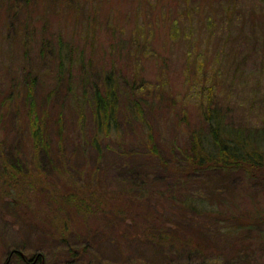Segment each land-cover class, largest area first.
I'll use <instances>...</instances> for the list:
<instances>
[{
  "label": "rangeland",
  "instance_id": "rangeland-1",
  "mask_svg": "<svg viewBox=\"0 0 264 264\" xmlns=\"http://www.w3.org/2000/svg\"><path fill=\"white\" fill-rule=\"evenodd\" d=\"M26 71L53 140L61 116L54 169L26 149ZM108 73L120 89V128L97 149L86 100ZM214 81L227 123L264 126V0H0V264H61L73 252L76 264H264V176L216 171L176 185L190 131L183 118L207 129L199 106ZM10 93L16 102L2 103ZM132 179L145 183L140 200ZM69 194L97 213L70 208ZM233 223L254 228L234 234ZM177 237L203 255L175 254Z\"/></svg>",
  "mask_w": 264,
  "mask_h": 264
},
{
  "label": "trees",
  "instance_id": "trees-1",
  "mask_svg": "<svg viewBox=\"0 0 264 264\" xmlns=\"http://www.w3.org/2000/svg\"><path fill=\"white\" fill-rule=\"evenodd\" d=\"M67 58L68 55H64L63 51H61L58 60L59 76L63 73L62 69L65 66V61ZM202 68L203 71H207L206 64H203ZM208 73L214 76L213 69L212 72L208 71ZM209 84L210 85L206 88V92L204 93L205 95L201 101V105L199 106L201 117L203 122L207 124V129L202 130L191 128L187 116H184L183 118L185 120L186 127L189 128L188 131H190L188 134V147L184 149L185 151H180L179 156L181 160H177L175 164V166H177L180 170L176 185H182L181 180L183 177L181 175L199 174L201 176L205 173H214L216 171L231 172L241 170L249 177L256 176V178H254L256 180L259 179L257 176H264V126L261 129L259 127L249 129L233 125L232 123H227L225 121V119H227L226 114L224 113L223 109L218 107L219 103L216 101L217 95L215 91V81ZM22 85L23 102L26 108L24 111V116L26 118L28 131L26 149L33 153V156H30V160H32L37 166L48 168L49 165L50 168L54 169L55 165L53 164L54 159L52 158V153H62L65 146L63 130L61 126V116H58V119L56 120V139L53 140L50 137L48 130L49 119L47 115V109L39 106L36 101V77L30 76L29 72L26 71L22 80ZM135 87L138 92H142L144 89L141 83L138 85L136 84ZM11 94L12 93H10V95H8L2 103L7 101L12 102L13 100L15 101V94L14 96ZM119 95L120 89L119 85L117 84V80L112 75V73H108L105 76L103 85L95 86L90 99L86 100L88 102V107L91 110L93 122L90 140L91 144L96 146L97 149L101 139L111 138L119 131L121 120ZM75 102H77L76 106L78 108L82 107L83 102L80 101V99H76ZM133 105L135 106V110L137 109V113L140 114L141 111L135 100ZM148 140L149 144L151 143L150 145L154 154L148 156L158 162V158L155 156V146L152 144V140L149 137ZM23 148L26 150L25 147ZM17 154L18 152L16 155L14 154L13 164L16 171L17 169L24 167V164L18 161L19 155ZM105 164L110 166L120 165L119 161L116 159H110ZM96 165L97 166L94 168V170L95 172H99L101 166L98 164V162H96ZM59 166L66 168L67 165L64 163H59ZM130 186L134 191L133 195L135 198H137V200H140L145 196L142 189V187L145 186L144 181L132 179ZM64 201L66 205H68L70 208H75L79 213L85 214L89 213L90 211L91 215L97 213V207L94 206L92 209L89 208V205L85 201L84 197H80L76 194H69L64 199ZM184 205H189V201L188 203L185 202ZM199 205L207 208L204 204ZM196 212H198V214L204 213V211H198L197 209ZM256 220L264 221V217L258 218ZM230 226L231 227H228V229H231L232 232L236 234L238 231H241L245 228H254V223H233L230 224ZM205 233L207 234V232ZM262 236L264 237V234H262ZM171 238H174V236ZM177 239L180 241H170V244L175 246V251L173 250L175 254H184L186 259L189 258L190 260L192 259L190 258L193 255L192 252H195L194 255L198 257L203 255L202 252L200 253V247H196L194 245L191 246L189 243L186 244V242L183 243L181 242L180 237H177ZM221 242L225 244L224 240H221ZM185 246L188 248L183 249ZM14 252L17 253L16 249H14ZM21 258L22 257L18 255V259ZM31 260H33V258H31ZM193 261L197 262L195 260ZM76 262L77 254L73 252L69 258L64 259V261H61L60 263L76 264ZM199 264L204 263L203 261H200Z\"/></svg>",
  "mask_w": 264,
  "mask_h": 264
},
{
  "label": "flooded vegetation",
  "instance_id": "flooded-vegetation-1",
  "mask_svg": "<svg viewBox=\"0 0 264 264\" xmlns=\"http://www.w3.org/2000/svg\"><path fill=\"white\" fill-rule=\"evenodd\" d=\"M29 259L27 264H37V258H34L33 260ZM6 264V263H5Z\"/></svg>",
  "mask_w": 264,
  "mask_h": 264
}]
</instances>
